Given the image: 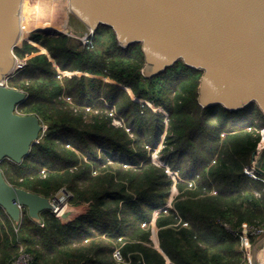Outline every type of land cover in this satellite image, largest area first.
Instances as JSON below:
<instances>
[{
  "label": "trees",
  "instance_id": "trees-1",
  "mask_svg": "<svg viewBox=\"0 0 264 264\" xmlns=\"http://www.w3.org/2000/svg\"><path fill=\"white\" fill-rule=\"evenodd\" d=\"M31 40L48 53L17 47L29 59L8 84L27 93L18 111L37 115L45 131L21 164L0 168L11 185L45 197L67 189L69 205L86 210L71 220L44 211L41 223L25 211L16 224L0 206V264L21 247L31 264H247L242 224L264 226V181L245 173L262 140L260 109L201 106L202 73L182 62L145 77L141 45L122 48L107 27L92 48L61 32L36 30ZM140 99L168 112L160 153L176 182L151 158L166 115Z\"/></svg>",
  "mask_w": 264,
  "mask_h": 264
},
{
  "label": "water",
  "instance_id": "water-1",
  "mask_svg": "<svg viewBox=\"0 0 264 264\" xmlns=\"http://www.w3.org/2000/svg\"><path fill=\"white\" fill-rule=\"evenodd\" d=\"M67 3L63 33L69 39L82 44L89 32L95 35L100 27H107L122 48L141 45L145 77L160 75L182 62L202 73L198 86L201 106L240 111L255 104L264 115V0ZM22 5L23 0H0V164L6 159L21 164L45 131L37 115L18 111L27 93L8 84L26 63L16 54V48L23 40L32 42L22 37ZM72 17L86 30L82 31ZM259 145L252 153L251 164L264 177V145ZM0 206L16 224L21 223L25 211L41 223L42 212L54 209L50 197L8 183L1 168ZM70 213L63 218L67 220ZM155 238V246L162 251Z\"/></svg>",
  "mask_w": 264,
  "mask_h": 264
},
{
  "label": "rangeland",
  "instance_id": "rangeland-1",
  "mask_svg": "<svg viewBox=\"0 0 264 264\" xmlns=\"http://www.w3.org/2000/svg\"><path fill=\"white\" fill-rule=\"evenodd\" d=\"M31 4H33L34 0H30ZM35 11V13L31 16L29 23L31 25V28L28 32V39H31V34L36 31V30H45V31H50V32H65V20H66V16H67V12H68V3L67 0H45L43 2L42 5H40L39 8H37ZM35 29V30H34ZM27 40H23L22 44L20 46H22L24 44V42ZM32 44L34 46H36L38 48V52L37 54H41V53H48L47 49L45 47H43L40 43H37L33 40H31ZM81 45H84V41ZM28 58H25V61L27 62ZM24 60V58L22 59ZM26 64V63H25ZM54 64L56 65V63L54 62ZM60 74H62L63 76L67 75V76H72V75H78V76H82V75H86V76H91L89 73H84L81 71H75V72H62L59 71ZM60 78H62V76H59ZM101 78V77H99ZM104 79V78H102ZM107 80V79H104ZM129 90V88H128ZM130 91V90H129ZM142 105L144 103H148L152 109H154L155 111H160L163 112L166 115L165 118V130L163 132V134L161 135L159 141H158V147L157 149L154 151V153L151 154V158L154 162H156L157 164L166 167L169 174L171 175V177L174 179V181H177V177L179 176L177 172H173L170 169V166L168 165V163H166L165 161L162 160V154L160 153V150L163 147V142H164V138L166 136V132L168 129V112L163 109L160 106H154L151 105V103H149L148 101L144 100V99H140L138 100ZM260 115V114H259ZM258 120H262L261 117H258L256 119V121ZM117 125H120L121 122L120 120L116 119L115 121ZM44 134V133H43ZM42 134V137H43ZM262 140L259 144H261L264 141V129L262 130ZM260 146V145H259ZM261 147V146H260ZM247 167H245L246 169ZM176 180H175V178ZM264 180V177H263ZM176 193V190L173 188L172 189V193L170 195V199L168 201V204L172 203V198H174V194ZM71 208V207H70ZM72 212L68 215L67 220H71L73 218H75L76 216L82 214L85 212L86 207L85 206H80V207H72L70 209ZM68 210V212L70 211ZM67 212V213H68ZM66 220V219H64ZM155 238V236H154ZM157 240V239H156Z\"/></svg>",
  "mask_w": 264,
  "mask_h": 264
},
{
  "label": "built area",
  "instance_id": "built-area-1",
  "mask_svg": "<svg viewBox=\"0 0 264 264\" xmlns=\"http://www.w3.org/2000/svg\"><path fill=\"white\" fill-rule=\"evenodd\" d=\"M94 36L93 32H89L88 35L83 38L84 45L88 48H92ZM245 173L255 179L264 181L263 177H260L254 171L253 163L245 169ZM72 197L73 194L67 189L60 190L54 197L51 198L54 205L52 212L64 220L63 216L71 209L69 201ZM238 234L240 239V248L247 259V264H264V226L250 225L247 222H244L242 224L241 231ZM114 257L119 261L122 260V254L119 249L114 251ZM32 261V255L21 247L19 254L10 264H31Z\"/></svg>",
  "mask_w": 264,
  "mask_h": 264
},
{
  "label": "bare ground",
  "instance_id": "bare-ground-1",
  "mask_svg": "<svg viewBox=\"0 0 264 264\" xmlns=\"http://www.w3.org/2000/svg\"><path fill=\"white\" fill-rule=\"evenodd\" d=\"M45 0H34L33 4H31L30 0H23V5H22V37L28 38V32L31 28V25L29 23V20L31 16L35 13L37 8L40 7V5L43 4ZM35 30V29H34ZM264 144L261 145V147Z\"/></svg>",
  "mask_w": 264,
  "mask_h": 264
},
{
  "label": "flooded vegetation",
  "instance_id": "flooded-vegetation-1",
  "mask_svg": "<svg viewBox=\"0 0 264 264\" xmlns=\"http://www.w3.org/2000/svg\"><path fill=\"white\" fill-rule=\"evenodd\" d=\"M72 19H73V18H72ZM79 25H80V24H79ZM80 28H81V30H82V29H83V30H84V29L86 30V28H83V27H80Z\"/></svg>",
  "mask_w": 264,
  "mask_h": 264
},
{
  "label": "crops",
  "instance_id": "crops-1",
  "mask_svg": "<svg viewBox=\"0 0 264 264\" xmlns=\"http://www.w3.org/2000/svg\"><path fill=\"white\" fill-rule=\"evenodd\" d=\"M71 208H72V207H71ZM72 211H73V210H72ZM72 211H71V212H72Z\"/></svg>",
  "mask_w": 264,
  "mask_h": 264
}]
</instances>
